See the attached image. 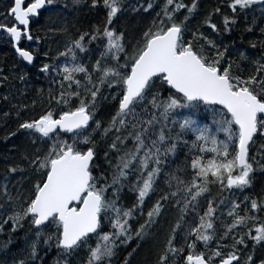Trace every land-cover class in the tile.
<instances>
[{
  "label": "snow or ice",
  "instance_id": "obj_1",
  "mask_svg": "<svg viewBox=\"0 0 264 264\" xmlns=\"http://www.w3.org/2000/svg\"><path fill=\"white\" fill-rule=\"evenodd\" d=\"M53 2L12 0L0 21V34L20 60L49 82L47 107L18 126L37 149L24 158L37 181L27 195L0 185V232L27 223L33 237L29 259L17 264H43L41 244L60 254L55 264H73L82 251L85 264H112L118 248L149 237L157 241L154 264H257L256 246L264 248V189L231 197L253 188L257 168L264 175V57L242 67L201 29L231 33L254 5L264 15V0H220L203 13L200 0H164L138 39L115 22L129 9L152 14L153 0L135 6L88 0L103 18L51 62L37 65L39 50L22 42L39 43L33 21ZM215 17L222 18L219 26ZM94 47L99 56L83 63L80 54ZM105 102L114 114L102 121ZM181 146L187 151L176 166ZM101 151L109 172L95 175ZM125 191L134 194L128 207L121 204Z\"/></svg>",
  "mask_w": 264,
  "mask_h": 264
},
{
  "label": "trees",
  "instance_id": "obj_2",
  "mask_svg": "<svg viewBox=\"0 0 264 264\" xmlns=\"http://www.w3.org/2000/svg\"><path fill=\"white\" fill-rule=\"evenodd\" d=\"M140 2L143 3V0ZM153 2L157 7L154 8L152 14L137 13L131 16L129 13H124L115 22V26L125 30L129 39H138L142 30L151 23L154 13L160 10L164 0H153ZM126 3L135 6L136 0H126ZM218 3L220 0H200L199 11L210 12ZM11 4L12 0H8L0 3V8L8 11ZM102 18L103 13H96L89 8L88 0H79L78 4L75 3V0H54V5H49L45 11L41 12L40 17L33 21L32 33L34 37L40 38L39 43H36L35 40L24 41L22 46L33 51L39 50L37 65L51 62L59 52L64 50L65 45L77 37L78 33L89 31ZM200 19V17L195 18L192 25H197ZM221 19V17L214 18L218 26ZM249 28L252 30L248 31ZM262 29H264V15L261 13V6L254 5L246 15L237 19L231 33L221 32L217 35L203 28L201 31H204L210 39L215 40L222 51L224 47H227L226 59L250 69V62L264 57V31ZM8 39L4 34H0V70H2L0 77H7L6 80L0 78V174L8 165L5 160L23 162L25 157L32 158L36 155L37 149L32 145L31 138L18 126L23 120L38 115L42 108L47 107V90L49 88V82L45 76L38 71L37 67L28 66L21 61ZM45 53L47 56L44 55ZM241 53H244L247 59H242ZM95 54V52L91 54L93 59L98 57ZM81 59L83 63L88 64L86 57L81 55ZM21 76L24 77L23 81L20 79ZM41 89L44 90L43 93ZM112 114H114V109L110 102H105L98 113L102 121L108 120ZM185 138L191 142L194 137L189 134ZM186 151L187 149L183 146L178 147L175 158L176 166L183 164ZM252 155H255V152ZM102 156L104 157L103 151L99 153L98 165L101 163ZM103 161L105 162L102 168L104 170L101 169L102 171L99 172L98 169L94 173L95 175H104L109 172L108 162ZM18 167L22 168L21 165ZM0 177L2 179V176ZM23 178L25 177L23 176ZM162 188L163 186L160 190ZM262 189H264V175H261L257 168L253 188L244 193L236 192L231 198L239 199L242 195L254 196ZM212 195H219L215 188L212 189ZM134 202V194L125 191L121 204L128 207ZM153 202L154 200L147 201L146 207ZM0 203H3L2 199ZM171 215V213L168 214L169 219ZM225 222H227L226 216ZM162 227L166 228L167 223L162 222ZM32 238L27 223L15 232H11L8 226L4 225V231L0 232V264H17L19 259H29L27 250ZM156 251L157 241L152 237L140 241L139 244L136 239H133L128 246L117 249L116 255L112 258V264H124L125 259L129 261V264H154ZM83 253L86 255L85 252ZM39 255L42 257L43 264H55L62 258L54 246L45 251L43 244L40 245ZM261 256H264V248L257 245L255 250L257 264H259ZM85 261L86 256H77L74 257L73 264H85Z\"/></svg>",
  "mask_w": 264,
  "mask_h": 264
},
{
  "label": "rangeland",
  "instance_id": "obj_3",
  "mask_svg": "<svg viewBox=\"0 0 264 264\" xmlns=\"http://www.w3.org/2000/svg\"><path fill=\"white\" fill-rule=\"evenodd\" d=\"M53 5H54V2L50 6H53ZM125 13H129L131 16L137 14L136 12L131 11V9L126 11ZM0 14H3V15H0V21H4L5 17L7 16V11L5 9L0 8ZM6 22L9 23L11 21L8 20ZM94 52L96 53L95 55L99 56L100 49L94 47L93 51L90 54H80V55L86 57V59L88 60V63H90L92 60H94L93 55H91ZM103 160H104V157L102 156L101 163L99 165V172L104 170V169H102L103 166L105 165V162ZM5 163L8 165L6 166V169L2 171V173H4V174H2V173L0 174V176H2V179L0 177V179H1L0 185L8 184V190L13 195H15V193H17V192H19L23 195H27L30 192V189H31L33 183L37 181V175L32 172L31 168H29L28 164L25 163V161L19 162L17 160H14V162H13L12 160L7 159V160H5ZM18 165L22 166V169H24L23 172L9 173V171H8L9 168L18 167ZM23 176L25 178H23ZM3 177H7V180L5 178L3 179ZM79 256L81 257V256H86V255L83 252H81L79 254ZM61 259L62 258H60L59 260H61Z\"/></svg>",
  "mask_w": 264,
  "mask_h": 264
},
{
  "label": "water",
  "instance_id": "obj_4",
  "mask_svg": "<svg viewBox=\"0 0 264 264\" xmlns=\"http://www.w3.org/2000/svg\"><path fill=\"white\" fill-rule=\"evenodd\" d=\"M7 1H8V0H0V3L7 2ZM48 6H49V5H48ZM48 6H46L45 9H42L41 12L45 11V10L48 8ZM26 65H27V64H26ZM28 66H31V65H28Z\"/></svg>",
  "mask_w": 264,
  "mask_h": 264
},
{
  "label": "bare ground",
  "instance_id": "obj_5",
  "mask_svg": "<svg viewBox=\"0 0 264 264\" xmlns=\"http://www.w3.org/2000/svg\"><path fill=\"white\" fill-rule=\"evenodd\" d=\"M214 5V4H213Z\"/></svg>",
  "mask_w": 264,
  "mask_h": 264
}]
</instances>
